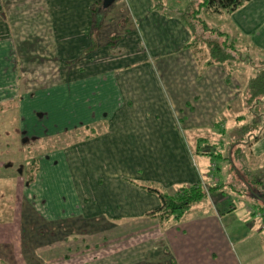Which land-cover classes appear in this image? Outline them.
<instances>
[{"label":"crops","instance_id":"crops-1","mask_svg":"<svg viewBox=\"0 0 264 264\" xmlns=\"http://www.w3.org/2000/svg\"><path fill=\"white\" fill-rule=\"evenodd\" d=\"M123 1L133 25L107 46V40L99 45L92 40L93 28L96 35L105 27L94 21L108 13L102 0H0V128L5 126L3 135L6 129L18 130L16 138L2 139L1 171L6 178H24L29 161L24 162V152L38 150L39 169L43 164L53 174L77 178L75 198L82 215L109 220L147 217L159 207L157 196L138 185L162 190L172 184L204 185L193 170L175 110L177 104L182 109L183 86L169 81L167 94L160 85V72L166 70L164 78L174 76L169 59L186 51L190 33L164 9L155 10L152 0ZM254 1L239 9L240 15H250L252 10L244 9ZM238 88L231 95H238ZM236 138L232 141L245 142ZM246 147L239 149L259 156L264 137ZM9 151L11 156L1 155ZM30 184L25 181V192ZM223 218L182 219L174 227L205 231L213 264H244L223 231ZM181 233L173 236L183 238L187 231Z\"/></svg>","mask_w":264,"mask_h":264},{"label":"rangeland","instance_id":"rangeland-1","mask_svg":"<svg viewBox=\"0 0 264 264\" xmlns=\"http://www.w3.org/2000/svg\"><path fill=\"white\" fill-rule=\"evenodd\" d=\"M201 1L162 0L164 10L170 14L196 9L194 18L209 30L221 32L228 39L229 46L235 49L231 64L209 67L204 64L207 58L197 62L191 51L185 49L179 56L169 59L175 79L168 74L169 78H164L166 70L161 68V61L158 64L164 71L160 72L163 92L171 90L169 81L179 80L183 86L182 109L179 111L181 105L177 104L179 108L175 110L192 154L193 170L202 175V187L217 186L208 198L192 206L182 219L191 222L198 217L224 215L220 223L240 263L264 264V213L259 208L260 201L255 198L257 195L250 190L252 172L259 176L264 174V152L254 156L242 150L240 162H235L232 156L236 167L230 160L218 156L220 152L225 156L231 148L233 151L235 147L248 148L246 142L253 140V136L236 133L246 125V120L236 118L247 116L249 111L248 107H243L246 89L242 87L255 77L256 70L250 68L251 62L248 61L264 60V0H255L250 4L251 8L246 7L244 10H252L247 16L240 15V11L233 15L207 12L197 6ZM191 2L196 7L188 10ZM107 12L103 33L97 31L95 35V29L92 30V40L98 45L110 37L122 36L133 25L123 0L115 1ZM101 19L97 15L96 23ZM234 20L242 25L243 30L237 29ZM224 80L229 85H225ZM236 86L239 87L236 89L238 95L233 96ZM256 108L253 113L260 114L264 104ZM4 128H0V145L4 143L2 139L8 141L11 136L17 137L18 130L6 129L3 135ZM252 131L256 132V129ZM252 131L247 132L252 134ZM235 135L236 139L242 137L245 142H233ZM198 139H202L200 143ZM6 153L1 155L11 156V151ZM40 153L35 149L25 150L24 162L27 158L29 161L37 159ZM11 163L16 166L15 161ZM240 165L245 167L239 168ZM71 177L61 171L53 174L42 164L28 186L29 192H25L24 178L15 179V175L6 178L0 168V264H213L208 255L212 246L210 236L202 230L194 233L191 225L177 231L174 227L177 223L173 220L159 224L146 216L109 220L82 215V207L75 198V194L78 195L75 188L77 178ZM178 188L177 184H172L161 191L171 194ZM62 211L66 213L62 214ZM183 229L187 231L185 237L173 236L175 231L182 234Z\"/></svg>","mask_w":264,"mask_h":264},{"label":"trees","instance_id":"trees-1","mask_svg":"<svg viewBox=\"0 0 264 264\" xmlns=\"http://www.w3.org/2000/svg\"><path fill=\"white\" fill-rule=\"evenodd\" d=\"M250 1L251 0H203L199 2L197 6L199 5L201 8H205L206 11L211 13H225L232 15ZM194 7H196L195 4L191 2L187 6V9L192 10ZM164 8V4L161 2V0L154 2L155 10L162 11ZM196 11L197 10L195 9L193 12H189L185 9L184 11L173 12V14L166 12L165 15L178 19L190 33L191 40L184 46V49L190 50L195 60L200 62L203 57L207 58L205 61V65L207 67L211 66L212 64H231L234 58L232 51L235 49L229 46L227 41L228 39H226L225 36L223 37L221 32L209 30L205 27V25L197 21V19L194 18ZM104 18L105 15H103V19L98 20L96 23L95 16L96 26H98L99 22L103 21ZM114 41H117V38H109L106 45H113ZM233 42L235 45V40H233ZM241 60L242 58L240 61ZM248 62H251V64H249L250 68H252L254 71L256 70V74L255 77L249 80L246 93L244 95L245 107H248L249 111L247 112V116H241L240 119H243L244 121L246 120V125H243L239 130H237L238 134L241 136L244 134L253 136V140L246 142L247 146L258 141L264 136V110H262V113L260 114H256L255 112L253 113V111L257 109L256 107L258 105L264 104V60L259 59L257 61L259 62L257 65H253L254 63H257L253 60H249ZM255 129L256 132L252 131ZM247 131H252V134L248 133ZM240 151L241 150L239 148L237 149L235 147V151H233L231 148L228 149L225 156L221 155L222 153H219L218 156L223 160H230L232 165L235 166L232 156L235 162H240ZM238 167L244 168L245 166L240 165ZM37 172L38 160L32 159L28 162V166L23 172L26 183H32L37 175ZM253 176V179H250V190L253 194L255 193L264 199V174L261 176L253 174ZM138 186L144 189L146 192L156 195L159 199V207L147 214L148 218L157 220L159 224H164L170 220H173L174 222L182 220L185 213L192 206L208 198L210 193L217 187L209 186L205 188L197 185H191L187 187L181 186L173 193L168 194L167 192L161 191V189L150 184H141ZM258 205L260 210L264 213V204L259 202Z\"/></svg>","mask_w":264,"mask_h":264},{"label":"water","instance_id":"water-1","mask_svg":"<svg viewBox=\"0 0 264 264\" xmlns=\"http://www.w3.org/2000/svg\"><path fill=\"white\" fill-rule=\"evenodd\" d=\"M115 1H117V0H102L103 9H107V8L111 7L115 3ZM255 198H257L260 202H262L264 204V199L263 198H261L258 195L255 196Z\"/></svg>","mask_w":264,"mask_h":264}]
</instances>
